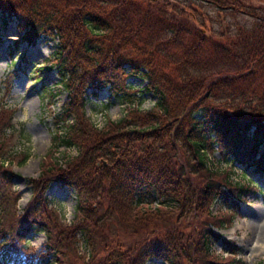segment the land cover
<instances>
[{
	"label": "trees",
	"instance_id": "16d2710c",
	"mask_svg": "<svg viewBox=\"0 0 264 264\" xmlns=\"http://www.w3.org/2000/svg\"><path fill=\"white\" fill-rule=\"evenodd\" d=\"M11 19L29 43L58 40L51 62L68 96L22 214L4 167L19 152L2 158L12 112L0 111V264H239L228 240L229 258L208 256L217 237L206 221L220 227L211 205H236L249 185L231 182L208 154L216 147L225 165L264 168V0H0L3 28ZM132 75L146 79L154 106L94 125L88 91L121 99ZM60 147L77 152L64 165L51 159ZM53 182L76 191L71 226L56 220ZM170 208L200 218L197 233L180 239ZM30 232L47 236L41 249L24 243Z\"/></svg>",
	"mask_w": 264,
	"mask_h": 264
},
{
	"label": "rangeland",
	"instance_id": "374dc122",
	"mask_svg": "<svg viewBox=\"0 0 264 264\" xmlns=\"http://www.w3.org/2000/svg\"><path fill=\"white\" fill-rule=\"evenodd\" d=\"M0 28V111L8 109L12 112L10 124L15 130L14 135L8 137V144L2 150V158L3 161L12 159L14 152H19L14 161H6L4 167L14 174L11 190L18 194L16 209L17 213L22 214L32 197L28 180L37 179L42 175V162L49 151L55 130L53 120L56 114L62 111L68 94L59 83L60 76L56 65L51 62L58 45L56 38L42 36L36 42L29 43L23 40L24 31L17 29L14 19L4 28L0 21ZM127 80L131 94L121 99L111 97L107 88L99 90L97 96L88 91L85 113L94 125L101 128L108 120L119 121L132 107L149 110L154 106V95L143 90L146 79L132 75ZM44 83L53 90L58 89L55 98L50 100L44 95L41 90ZM10 131L11 129L6 130V133ZM26 152H29V158L25 164L19 165L18 160ZM76 154L75 149L66 150L60 147L51 159L64 165L68 162L67 157ZM208 160L212 167L228 171L231 182L249 185V188L241 193L242 200L236 205L230 197L218 198L211 205L213 221L215 216L225 217V221L220 227L206 221L217 237L207 249L208 256L217 261L229 258L231 255L224 246L228 240L234 242L238 249L236 259L240 261L239 264H264V168L261 170L256 166L246 167L237 162L225 165L221 162L216 147L208 154ZM223 188L227 191L224 185ZM46 193L56 220L71 226L76 216V191L53 182ZM152 207L156 208V205ZM169 212L173 220L171 222L184 231H181L180 239L191 236V233L187 232L189 230L195 229L197 233L202 223L200 218L183 212L180 215L174 208H170ZM46 241L44 232H30L24 243L29 247L41 249ZM79 245L81 253L87 252L83 245ZM52 259L54 260V257ZM85 260H88V256ZM145 264L167 263L150 259Z\"/></svg>",
	"mask_w": 264,
	"mask_h": 264
}]
</instances>
